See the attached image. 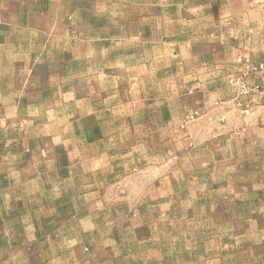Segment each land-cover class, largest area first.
<instances>
[{
    "label": "rangeland",
    "instance_id": "rangeland-1",
    "mask_svg": "<svg viewBox=\"0 0 264 264\" xmlns=\"http://www.w3.org/2000/svg\"><path fill=\"white\" fill-rule=\"evenodd\" d=\"M257 64L264 0H0V264H264Z\"/></svg>",
    "mask_w": 264,
    "mask_h": 264
},
{
    "label": "built area",
    "instance_id": "built-area-1",
    "mask_svg": "<svg viewBox=\"0 0 264 264\" xmlns=\"http://www.w3.org/2000/svg\"><path fill=\"white\" fill-rule=\"evenodd\" d=\"M247 70L248 72L254 74V75H261L264 73V64H257L255 66H247ZM239 86L240 88H245V83H244V79L241 78L239 81ZM247 89V88H246ZM247 92V91H245Z\"/></svg>",
    "mask_w": 264,
    "mask_h": 264
},
{
    "label": "crops",
    "instance_id": "crops-1",
    "mask_svg": "<svg viewBox=\"0 0 264 264\" xmlns=\"http://www.w3.org/2000/svg\"><path fill=\"white\" fill-rule=\"evenodd\" d=\"M259 38H257V47H258V43H260L261 44V48H262V46H263V43H262V41H261V39H259ZM256 83L257 84H261L260 82H258V81H256Z\"/></svg>",
    "mask_w": 264,
    "mask_h": 264
}]
</instances>
